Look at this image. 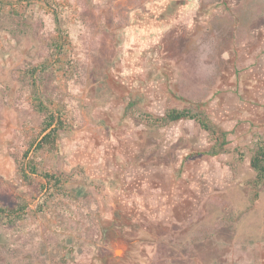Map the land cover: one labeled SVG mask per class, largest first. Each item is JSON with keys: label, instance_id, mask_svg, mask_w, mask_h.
<instances>
[{"label": "rangeland", "instance_id": "374dc122", "mask_svg": "<svg viewBox=\"0 0 264 264\" xmlns=\"http://www.w3.org/2000/svg\"><path fill=\"white\" fill-rule=\"evenodd\" d=\"M151 1L22 0L20 20L0 4V208L18 211L0 215V264H264V190L249 166L264 136V0H193L181 23L142 35L132 17ZM41 64L40 96L64 121L35 160L68 176L53 196L18 174L41 119L21 74ZM128 102L154 117L199 109L228 152L206 155L192 121L150 128Z\"/></svg>", "mask_w": 264, "mask_h": 264}, {"label": "trees", "instance_id": "16d2710c", "mask_svg": "<svg viewBox=\"0 0 264 264\" xmlns=\"http://www.w3.org/2000/svg\"><path fill=\"white\" fill-rule=\"evenodd\" d=\"M13 0H0L2 10L8 14V18H22L21 7L18 6L22 0H17L13 4ZM17 2L19 4H17ZM57 17L55 18V20ZM22 30L24 27L22 26ZM140 32V31H139ZM56 38L52 41L51 47L49 48V59L58 62L60 57H63L66 49L64 39L66 34L61 30L59 25L56 27ZM140 34H142L140 32ZM143 35V34H142ZM140 36V35H139ZM48 67L44 64L35 66L33 69L25 70L21 76L23 81H21V86L27 90V98L31 103L33 110L39 115L40 119V132L38 140L31 143L27 151L23 153L22 161L18 163V174L21 176L24 182H32L33 179L40 176L45 180V184L39 183V191L44 189L50 191L49 196H53L54 193H65L66 189L64 184L68 181V176H55L46 171H42L36 160V155L42 153L43 151L53 152L56 150V142L58 135L64 129V121L62 120L60 114L51 110L42 100L39 92V78L37 74L41 69H46ZM124 112L126 114H131L134 119L144 123L150 128H162L166 127L172 123L178 121H192L197 127L206 134L207 140L210 143V147L205 152L206 155L211 157H216L220 154L228 152L225 147L229 144L227 138V132L220 130L208 117L207 115L196 108H170L166 109L162 116L154 117L150 114L135 112V108L131 102H128ZM57 113V114H56ZM32 149L34 154L28 158L29 151ZM234 161L236 164H241L245 158V154L239 150H234ZM28 158V159H27ZM249 166L253 172L254 179L253 185L259 190H264V136L256 137L253 143V149L249 158ZM256 197V194L253 196ZM21 208V206H20ZM17 210H12L8 208H0V215H7L11 217L12 213H17ZM197 236V235H196ZM196 236L194 238L196 239Z\"/></svg>", "mask_w": 264, "mask_h": 264}, {"label": "flooded vegetation", "instance_id": "af4514ba", "mask_svg": "<svg viewBox=\"0 0 264 264\" xmlns=\"http://www.w3.org/2000/svg\"><path fill=\"white\" fill-rule=\"evenodd\" d=\"M191 4L193 0H152L136 18V30L143 34L150 31L151 36L164 26L179 24L189 14Z\"/></svg>", "mask_w": 264, "mask_h": 264}, {"label": "water", "instance_id": "95a60500", "mask_svg": "<svg viewBox=\"0 0 264 264\" xmlns=\"http://www.w3.org/2000/svg\"><path fill=\"white\" fill-rule=\"evenodd\" d=\"M141 16L140 13L136 12V14L133 15L132 17V26H137L136 18Z\"/></svg>", "mask_w": 264, "mask_h": 264}]
</instances>
